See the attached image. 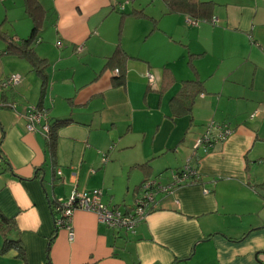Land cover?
<instances>
[{
  "label": "crops",
  "instance_id": "0c3cea01",
  "mask_svg": "<svg viewBox=\"0 0 264 264\" xmlns=\"http://www.w3.org/2000/svg\"><path fill=\"white\" fill-rule=\"evenodd\" d=\"M136 1L39 0L47 13L33 47L47 61L44 91L26 61L9 71L20 82L0 94V218L12 226L6 232L0 220V264H264V0H202L215 22L196 25L166 13L163 0L154 15ZM30 30L9 38L20 43ZM152 37L155 53L145 43ZM117 45L131 56L121 83L102 71ZM189 79L202 89L186 106L175 96ZM39 101L50 121L72 119L58 129L54 154L25 127L26 107ZM209 118L232 133L208 152L194 150ZM187 159L198 180L157 192L132 231L80 209L72 239L57 228L53 201L100 189L102 203L125 212L144 180L166 185ZM5 234L20 240L24 259L3 250Z\"/></svg>",
  "mask_w": 264,
  "mask_h": 264
},
{
  "label": "built area",
  "instance_id": "2783aa9c",
  "mask_svg": "<svg viewBox=\"0 0 264 264\" xmlns=\"http://www.w3.org/2000/svg\"><path fill=\"white\" fill-rule=\"evenodd\" d=\"M123 9L124 5L121 4ZM187 23L196 25L194 20L187 19ZM215 22V20H214ZM57 45H61L60 42ZM82 46L77 49L81 50ZM114 73L118 74V70L114 69ZM145 76L150 84H154V76L150 72H146ZM20 81L19 75L11 74L0 82V86L4 89L18 84ZM256 113L252 114L254 116ZM25 127L28 131H38L44 137H48L50 124L47 116L36 106L29 105L24 113ZM213 130H216L213 132ZM232 133V128L227 123L210 122L205 126L202 134L198 135L193 144V149L201 147L204 152H208L215 143L224 141ZM194 152V151H193ZM105 154L101 155V162H106ZM59 172V171H58ZM60 173V172H59ZM199 178V173L195 166H192L187 159L185 165L181 170L174 172L171 176L170 182L162 185L156 180L147 179L140 185V193L135 198L133 206L130 210L122 212L117 208H109L101 202L100 189H94L89 193H79L73 191L71 196L66 201H56L52 205V211L55 214L54 222L57 228H63L68 231L70 239L73 238L71 227V216L76 209L93 212L96 214L98 220L108 227L124 229L125 231H132L136 225L144 220L147 215V207L153 203L154 196L157 192L172 193L174 188L181 184L195 183Z\"/></svg>",
  "mask_w": 264,
  "mask_h": 264
},
{
  "label": "trees",
  "instance_id": "16d2710c",
  "mask_svg": "<svg viewBox=\"0 0 264 264\" xmlns=\"http://www.w3.org/2000/svg\"><path fill=\"white\" fill-rule=\"evenodd\" d=\"M163 2L165 3L166 13H183L187 16V19L194 20L197 23L199 21H210L211 23H214V18L212 17V12H211L212 4L209 1L163 0ZM23 4L25 7V11L31 20V30L27 35V37L21 39L20 43L14 42V40L12 38H9L4 31L0 32V37H2L6 41V47L4 53L21 57L31 65V68L35 71V73L37 74L38 78L41 81V95H42V91H44V88L46 86L45 83L47 82L46 81L47 74L45 71V69L47 68V61L45 58L37 55V53L34 50L33 44L37 41V38L41 33V28L43 22L45 21V16L47 12L42 7L39 0H23ZM133 14L143 15L141 11L133 12ZM130 57L131 56H129L120 45H117L114 51L112 52V54L107 58L102 71L105 69H111V70L117 69L118 74H115L116 82L121 83L123 82L124 79L125 66H126L125 63L127 59H129ZM164 74L165 76H169L170 79L172 78L169 68L164 69ZM201 89H202V83L197 79L184 80L181 89L179 90L178 94L175 96L176 102H181L182 101L181 98H183L184 99L183 101H186V104L184 105L189 106L192 102V97L194 96V94L200 92ZM188 92H190L191 95L190 94L188 95ZM36 108L41 110V101H39V103L36 105ZM47 120L50 124V129L47 137V145L49 147L50 152L54 154L58 129L70 123L72 119L70 117L61 118V119L55 118L53 121H50L49 118L47 117ZM55 202L53 201L51 204L53 205V203ZM0 220L1 222L4 223L3 218L2 219L0 218ZM4 224L5 225H1V226H3L7 232L12 226L9 225V221H6ZM12 247H15L17 249L18 257L24 259V251L20 245V240L5 234L3 250H7Z\"/></svg>",
  "mask_w": 264,
  "mask_h": 264
},
{
  "label": "rangeland",
  "instance_id": "374dc122",
  "mask_svg": "<svg viewBox=\"0 0 264 264\" xmlns=\"http://www.w3.org/2000/svg\"><path fill=\"white\" fill-rule=\"evenodd\" d=\"M139 1H143V5L146 7L145 11L147 12L148 15L150 13H151V15H154L152 13H155V11H159L162 8L161 7L162 4H164L162 1L159 0V1L155 2L154 5L147 6L145 4L144 0H139ZM139 1H136L134 4L136 5L137 3H139ZM19 6H20V8H21V6H23V2L22 1H21V4H17L16 3L14 5V3H12V0H0V32L4 31L8 37L14 36L15 33H18L19 35L24 36L28 32V29L30 30V27H29V26H31L30 19L28 20L26 16L24 17V14H23L24 11L22 12L21 11L22 9L19 11V8H18ZM128 8H130V6H128ZM23 10H24V7H23ZM43 34H44V32H43ZM43 43H44V40H43ZM145 43H149L150 44V48H151V53H155L154 51H155V46H156L157 42L154 40V38L152 37L151 39L150 38L147 39L145 41ZM44 45H45V43L42 44V46H44ZM5 46H6V41L2 37H0V50L3 47L5 48ZM54 51H56L55 48H54ZM17 62H22L23 63V62H26V60L22 59L21 57H17V56L15 58V56L11 55V54L1 53L0 54V79H2V78L4 79V77L6 75L9 77V75L11 74L9 72L10 69L12 67H14V64L17 63ZM202 62H204L205 65L207 66V63H206L205 60H202ZM150 73L152 75L154 74L152 72H150ZM16 74L17 73H15V75ZM17 75H19V74H17ZM188 75L191 76L190 73ZM5 79H6V77H5ZM12 86H14V85H12ZM12 86H10V87H12ZM229 87L234 89V91H236L235 93H238L241 90V86H229ZM2 89H4V88H2L0 86V94L2 92ZM213 119L214 118H209L208 121L205 122V125L207 123L213 121ZM195 130H197V129L195 128ZM189 135H190L189 133L186 135V139L185 140L188 141V139H189V143L193 144L194 136H189ZM140 149H141V147H139V148L134 150L136 152V154H138ZM130 155H135V153L134 152L123 153L121 155V158L123 160H127ZM185 158H187V157H185ZM183 160H184V158H183ZM176 161L181 163L180 158L177 159ZM125 178H126V176H125ZM160 183H162V182H160Z\"/></svg>",
  "mask_w": 264,
  "mask_h": 264
}]
</instances>
